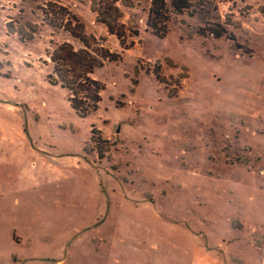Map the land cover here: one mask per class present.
<instances>
[{"label":"rangeland","instance_id":"rangeland-1","mask_svg":"<svg viewBox=\"0 0 264 264\" xmlns=\"http://www.w3.org/2000/svg\"><path fill=\"white\" fill-rule=\"evenodd\" d=\"M165 2L160 38L117 0L126 49L89 0H0V264H264V0ZM74 17L119 54L83 115L46 57Z\"/></svg>","mask_w":264,"mask_h":264},{"label":"trees","instance_id":"trees-1","mask_svg":"<svg viewBox=\"0 0 264 264\" xmlns=\"http://www.w3.org/2000/svg\"><path fill=\"white\" fill-rule=\"evenodd\" d=\"M91 11L95 14V24L103 26L110 35L118 39L121 47L126 49L124 42L126 31L120 22L122 12L117 0H89ZM127 7L132 5L124 4ZM171 6L177 13L189 7L187 0H171ZM167 9L165 0H151V7L147 16L146 26L150 27L155 35L163 37L164 31L160 32V25H164L167 19L164 11ZM75 23H69L61 27L67 34L77 40L80 48H75L70 42L55 43L52 50L46 52V57L51 63L52 72L48 76L50 82L59 84L69 92L70 106L79 114L83 115L92 111L100 101V89L102 85L94 79L93 73L97 68L104 65V61L113 62L119 57L113 53L93 35H88L82 24L74 17ZM53 26L52 24H50ZM58 27V26H57ZM136 33L138 32L135 29ZM35 32V31H34ZM29 32L23 36L16 31L19 39L29 40L35 33ZM219 35V34H218ZM23 42V41H22Z\"/></svg>","mask_w":264,"mask_h":264},{"label":"crops","instance_id":"crops-1","mask_svg":"<svg viewBox=\"0 0 264 264\" xmlns=\"http://www.w3.org/2000/svg\"><path fill=\"white\" fill-rule=\"evenodd\" d=\"M240 228V224H239ZM237 232L239 233V229H237ZM237 241L235 242L237 245L241 242L238 241V237L236 236ZM242 245V244H241ZM216 246L220 248L221 253L219 255H213L212 252L209 249H204L201 246H192L191 254L190 257L188 258V263L187 264H224L220 261L218 257H236V259H241V258H249L251 253V250L248 252L242 251L240 249H237L236 252H226L227 246H225L223 243H220L219 241L216 243ZM224 247V248H223ZM238 248V247H237ZM223 250V251H222Z\"/></svg>","mask_w":264,"mask_h":264}]
</instances>
